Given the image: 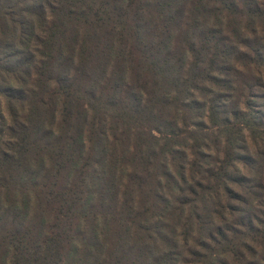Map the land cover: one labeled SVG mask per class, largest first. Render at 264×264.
<instances>
[{
	"label": "trees",
	"instance_id": "obj_1",
	"mask_svg": "<svg viewBox=\"0 0 264 264\" xmlns=\"http://www.w3.org/2000/svg\"><path fill=\"white\" fill-rule=\"evenodd\" d=\"M0 264H264V0H0Z\"/></svg>",
	"mask_w": 264,
	"mask_h": 264
}]
</instances>
